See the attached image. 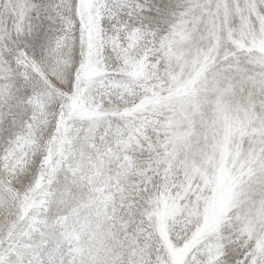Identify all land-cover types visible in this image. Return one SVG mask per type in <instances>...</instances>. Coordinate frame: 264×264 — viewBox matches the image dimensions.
Wrapping results in <instances>:
<instances>
[{
    "label": "snow or ice",
    "instance_id": "snow-or-ice-1",
    "mask_svg": "<svg viewBox=\"0 0 264 264\" xmlns=\"http://www.w3.org/2000/svg\"><path fill=\"white\" fill-rule=\"evenodd\" d=\"M0 264H264V0H0Z\"/></svg>",
    "mask_w": 264,
    "mask_h": 264
}]
</instances>
